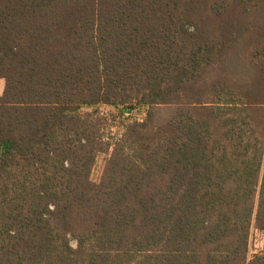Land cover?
Wrapping results in <instances>:
<instances>
[{
  "label": "trees",
  "instance_id": "16d2710c",
  "mask_svg": "<svg viewBox=\"0 0 264 264\" xmlns=\"http://www.w3.org/2000/svg\"><path fill=\"white\" fill-rule=\"evenodd\" d=\"M0 78V264H264V0H0Z\"/></svg>",
  "mask_w": 264,
  "mask_h": 264
},
{
  "label": "rangeland",
  "instance_id": "374dc122",
  "mask_svg": "<svg viewBox=\"0 0 264 264\" xmlns=\"http://www.w3.org/2000/svg\"><path fill=\"white\" fill-rule=\"evenodd\" d=\"M3 87L4 82L0 78V94L2 93ZM99 111L106 118L102 124L103 138L105 141H114L115 139L120 138L127 125L133 123L134 121H141L145 116L146 110L143 107H135L129 112L120 115L118 114L116 108L111 106H102ZM169 114V110L163 112L161 111L159 114L160 119L164 120V118H166ZM106 159V153H98L90 174L92 182L97 183L99 181ZM261 252H264V232L252 229L248 246V255L251 256Z\"/></svg>",
  "mask_w": 264,
  "mask_h": 264
},
{
  "label": "crops",
  "instance_id": "0c3cea01",
  "mask_svg": "<svg viewBox=\"0 0 264 264\" xmlns=\"http://www.w3.org/2000/svg\"><path fill=\"white\" fill-rule=\"evenodd\" d=\"M2 80H3V79H2ZM3 82H4V81H3ZM3 89H4V87H3ZM2 92H3V90H2ZM1 94H2V93H1ZM1 94H0V95H1Z\"/></svg>",
  "mask_w": 264,
  "mask_h": 264
}]
</instances>
